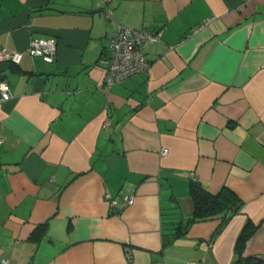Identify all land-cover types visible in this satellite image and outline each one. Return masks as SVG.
<instances>
[{"label":"crops","instance_id":"0c3cea01","mask_svg":"<svg viewBox=\"0 0 264 264\" xmlns=\"http://www.w3.org/2000/svg\"><path fill=\"white\" fill-rule=\"evenodd\" d=\"M115 23L162 35L107 87ZM2 47L22 56L0 60V264H231L247 220L264 264V0H0ZM192 180L243 205L171 240Z\"/></svg>","mask_w":264,"mask_h":264},{"label":"built area","instance_id":"2783aa9c","mask_svg":"<svg viewBox=\"0 0 264 264\" xmlns=\"http://www.w3.org/2000/svg\"><path fill=\"white\" fill-rule=\"evenodd\" d=\"M213 18V15L205 18L201 25L207 24ZM161 35V28L156 30L135 29L115 23V33L103 49L100 58V61L106 65L103 84L110 87L112 84L123 81L137 73L147 71L150 61L145 55V48L149 44L160 40ZM56 46L57 40L53 36L34 37L31 38L27 51L31 56H38L45 62H52L55 57ZM21 56L22 51L0 48V60L18 63ZM10 97V86L6 81H2L0 83V100H8ZM160 153L166 155L167 148H163ZM104 196L109 205L114 206L118 203V199L112 197L108 191H105ZM133 198L132 195L124 197V204L133 203ZM3 262L7 263V260L3 259ZM188 264L198 263L189 262Z\"/></svg>","mask_w":264,"mask_h":264},{"label":"trees","instance_id":"16d2710c","mask_svg":"<svg viewBox=\"0 0 264 264\" xmlns=\"http://www.w3.org/2000/svg\"><path fill=\"white\" fill-rule=\"evenodd\" d=\"M188 194L193 202V211L189 220L184 224L178 220L173 226L171 240L186 234L190 223L205 219L222 216L228 218L240 211L243 201L237 194L226 186H221L216 192L208 191L200 182L192 180L188 185ZM256 225L247 220L240 230L235 243L237 256L231 264H258L260 259L257 257H243L242 252L246 241L255 232Z\"/></svg>","mask_w":264,"mask_h":264}]
</instances>
